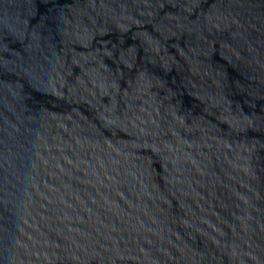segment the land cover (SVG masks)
<instances>
[{"label": "water", "instance_id": "water-1", "mask_svg": "<svg viewBox=\"0 0 264 264\" xmlns=\"http://www.w3.org/2000/svg\"><path fill=\"white\" fill-rule=\"evenodd\" d=\"M0 264H264V0H0Z\"/></svg>", "mask_w": 264, "mask_h": 264}]
</instances>
